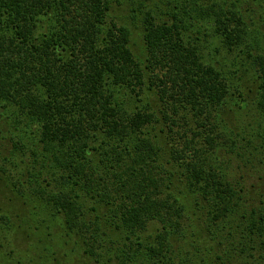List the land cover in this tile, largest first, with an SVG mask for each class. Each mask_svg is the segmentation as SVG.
I'll list each match as a JSON object with an SVG mask.
<instances>
[{"label": "trees", "instance_id": "1", "mask_svg": "<svg viewBox=\"0 0 264 264\" xmlns=\"http://www.w3.org/2000/svg\"><path fill=\"white\" fill-rule=\"evenodd\" d=\"M223 5L185 0L161 22L147 13L139 60L130 29L106 23L109 0H0V128L12 145L1 168L0 264H68L74 252L85 264H175L200 196L239 241L235 264L264 261V207L247 204L217 152L230 78L187 37L203 19L228 49L254 41L238 6ZM254 58L264 113V55ZM147 80L163 109L128 113L116 89L143 94ZM188 113L205 136L180 138L169 155L163 139ZM152 222L161 228L145 237Z\"/></svg>", "mask_w": 264, "mask_h": 264}, {"label": "rangeland", "instance_id": "2", "mask_svg": "<svg viewBox=\"0 0 264 264\" xmlns=\"http://www.w3.org/2000/svg\"><path fill=\"white\" fill-rule=\"evenodd\" d=\"M109 1L111 9L106 23L109 24L113 21L130 29L131 48L139 60H144L146 54L143 40L145 15L149 12L152 13L155 22L169 21L176 13H179L181 6H185V0ZM220 2L224 4L225 9H229L233 4L238 6L248 29L254 37V41L251 40L248 42L249 44L228 49L220 42L219 36L214 33L213 26L204 22L203 19L192 21L193 27L187 37H191L192 44L199 45L207 60H214L215 66L218 64L217 66L230 78L232 94L221 111L223 122L220 125L225 134L218 137L219 148L217 152L221 162L223 161L226 173L233 181L235 180L234 182L240 183L244 188L247 204L261 208L264 207V113L256 106L260 84L258 77L261 75V69L254 57H257L258 54L264 55V0H220ZM192 8H194V5ZM181 12L179 17L190 11L188 8L185 12ZM248 46L252 48H248ZM144 88V93L139 95L130 93L126 89L117 88L116 95L119 101L124 103L128 113L152 109L159 114V111L163 109V105L160 103L158 96L151 94L148 80ZM3 112L0 109V114ZM188 116L186 126L179 124L180 127L174 128L179 131L178 133L163 139V143L165 142L163 147L167 154L170 155L171 147L182 145L183 140L180 138L188 136V140H191L198 133H202L203 137L205 136L204 128L200 127L199 121H196L191 113H188ZM172 117L174 120H178L175 115ZM156 127L158 132L163 126L156 125ZM230 131H233V135ZM203 137L197 140L205 145ZM10 138L9 128H0V179L2 176V179L5 180L3 184L6 185H8V182L2 173V169L4 164H7L5 159L12 155L10 153L12 150ZM248 160L252 163H248ZM258 162H261V164ZM169 168H171V165ZM28 176V174L25 177L20 175L21 183L25 184ZM48 181L51 183L49 177L46 178L43 185H46ZM11 188L12 185H10ZM51 188H54V183ZM198 200V203L189 205L190 212L186 220V224H188L186 226L191 225L192 228L188 229L187 239L180 243V246H183L182 255L180 259H175V264H215L218 262L216 260L217 256L223 258L222 262L224 264H235L236 261H241L243 255L240 252L239 241L228 235L230 225L216 224L213 219L214 216L211 214V208L201 196ZM196 204L197 206H194ZM93 206H95L94 200H86L87 209ZM160 228V224L152 222L145 237L153 235ZM215 230H217V235L212 237V232ZM57 231H53V233L58 234ZM70 245L69 247L72 248L73 245ZM197 247H200L201 253L197 252ZM204 248L212 251V254L208 256L209 258L204 253ZM232 249L235 250L232 251ZM76 251H79V249L77 248ZM229 251H232L233 254L230 259H227ZM74 253L68 264H85L84 259L86 258L83 256L81 261V257L78 255L79 252ZM250 261L252 264H264V261L259 260L258 256L255 260ZM222 262L219 261V264H222Z\"/></svg>", "mask_w": 264, "mask_h": 264}]
</instances>
